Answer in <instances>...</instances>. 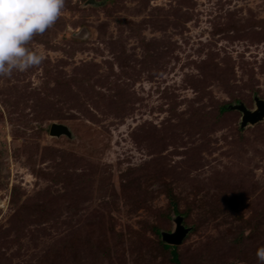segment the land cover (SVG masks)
<instances>
[{
  "label": "rangeland",
  "instance_id": "1",
  "mask_svg": "<svg viewBox=\"0 0 264 264\" xmlns=\"http://www.w3.org/2000/svg\"><path fill=\"white\" fill-rule=\"evenodd\" d=\"M87 1L0 78V264H258L264 0Z\"/></svg>",
  "mask_w": 264,
  "mask_h": 264
},
{
  "label": "clouds",
  "instance_id": "2",
  "mask_svg": "<svg viewBox=\"0 0 264 264\" xmlns=\"http://www.w3.org/2000/svg\"><path fill=\"white\" fill-rule=\"evenodd\" d=\"M66 0H0V78L39 67L44 56L29 45L62 16ZM264 264V247L256 250Z\"/></svg>",
  "mask_w": 264,
  "mask_h": 264
},
{
  "label": "water",
  "instance_id": "3",
  "mask_svg": "<svg viewBox=\"0 0 264 264\" xmlns=\"http://www.w3.org/2000/svg\"><path fill=\"white\" fill-rule=\"evenodd\" d=\"M98 3L95 0H88L85 5L95 6ZM254 108L248 109L245 105L238 103L229 108L238 110L241 113L240 127H246L247 125H255L264 120V100L259 98L257 95L254 96ZM49 135L51 137H60L62 135L71 137L69 129L65 125L52 123ZM173 229L170 232L161 231L160 237L162 242L167 245L178 246L186 238L187 234L190 232L191 227H184L183 217L176 215L172 217Z\"/></svg>",
  "mask_w": 264,
  "mask_h": 264
},
{
  "label": "trees",
  "instance_id": "4",
  "mask_svg": "<svg viewBox=\"0 0 264 264\" xmlns=\"http://www.w3.org/2000/svg\"><path fill=\"white\" fill-rule=\"evenodd\" d=\"M230 109H233V108H230ZM233 110H236V109H233ZM163 245V248L164 249H170V245H167V244H162ZM175 247L176 246H173V249L171 251V255H172V262L175 263V264H180L179 260H178V255L175 251Z\"/></svg>",
  "mask_w": 264,
  "mask_h": 264
}]
</instances>
